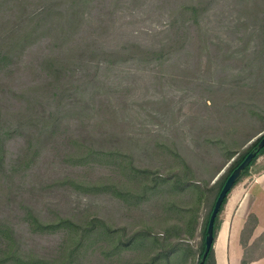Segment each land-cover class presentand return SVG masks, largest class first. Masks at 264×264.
<instances>
[{
    "label": "rangeland",
    "instance_id": "obj_1",
    "mask_svg": "<svg viewBox=\"0 0 264 264\" xmlns=\"http://www.w3.org/2000/svg\"><path fill=\"white\" fill-rule=\"evenodd\" d=\"M54 1L64 9L73 0ZM26 3L30 4L29 12L39 11L46 2L26 0ZM77 3L82 25L75 40H83L96 49L111 52L139 46L156 50L184 38L163 62L102 63L85 98L93 106L87 120L88 131L97 138H124L131 145L138 165L170 175L168 161L175 157L184 159L192 168V177L200 180L203 188L214 172L203 173L201 165L222 169L208 185L210 191L197 213V227L185 241L189 246L179 263L199 264L206 222L222 177L234 159L264 135V118L250 110L264 106V79L259 75L260 71L264 73V54H257L264 49V0H77ZM197 5L199 11L192 12L190 9ZM186 9L189 10L185 12ZM32 59L33 55L26 62ZM95 71L92 68L90 74ZM254 83L258 89L250 92L254 107L239 105L242 90ZM235 91L240 92L235 95ZM218 141L221 144L217 147ZM236 141L239 153L228 163L220 147L226 144L234 148ZM10 150L16 152V144H11ZM162 150L168 152H159ZM110 170L104 165L84 171L64 166L46 155L28 172L23 183L18 182L22 187L15 190L18 198L12 202L14 206L4 197L0 218L13 224L21 235L24 253L43 257L54 255L62 234L30 233L14 210L20 197L31 198L43 220L52 218L56 212L97 218L107 229L121 235L124 227L130 235L151 223L158 234L157 231L176 225L175 219L166 224L158 220L164 216L159 198L145 202L139 209H128L110 195L89 194V190H40L43 182L49 184L50 180L75 173L91 184L107 182ZM257 186L264 193V155L229 195L218 232L239 195ZM259 200L258 206H264V196ZM258 222L254 211L251 212L245 236L248 241L257 233ZM174 231L177 232L176 228ZM254 240L246 249L249 259L264 255V232ZM105 246L103 242L98 251L89 252L85 264H118L119 260L112 262L110 255L103 253Z\"/></svg>",
    "mask_w": 264,
    "mask_h": 264
},
{
    "label": "trees",
    "instance_id": "obj_2",
    "mask_svg": "<svg viewBox=\"0 0 264 264\" xmlns=\"http://www.w3.org/2000/svg\"><path fill=\"white\" fill-rule=\"evenodd\" d=\"M45 2L39 11L28 12L30 4L26 0H0V193L3 195L0 210L4 197L13 205L12 202L18 198L15 190L22 187L18 182L23 183L28 172L44 156L51 155L64 166H74L84 171L106 165L111 168L112 174L106 179L107 182L91 184L80 173H75L50 180L49 184L43 182L40 190H89V194L110 195L128 209H139L145 202L159 198V208L164 216L158 220L166 224L175 219L177 223L163 232L157 231L158 234L150 226L151 223L130 235L124 227L120 230L123 232L121 235L116 230L107 229L97 218H79L77 215L56 212L52 218L43 220L33 200L20 197L14 210L30 233H60L61 242L54 255L43 257L24 253L21 235L13 224L0 218V264H85L88 253L98 251L103 242L106 243L103 253L110 255L112 262L119 260L118 264H122V261L126 264H179L189 246L185 241L189 240V235L197 227V213L206 193L210 191L208 185L222 169L201 165L203 173L214 172L211 180H205L206 187L203 188L200 180L195 181L192 177V168L184 159L175 157L172 162L168 161L170 175L138 165L131 145L124 138H97L88 131L87 120L93 106L86 102L85 95L89 85L95 83L102 63L163 62L184 38L172 40L171 45L156 50L139 46L111 52L96 49L83 40H75L82 25L77 0L64 9L54 0ZM190 10L198 12V5ZM257 54H264V49ZM32 55V61L26 62V58ZM92 68L96 70L94 75L90 74ZM79 72H83V76H79ZM259 75L264 79L262 71ZM251 90L258 91L255 83L242 90L239 105L254 107ZM240 91H235V95ZM250 110L264 118V106ZM261 138L236 159L240 148L238 141L234 142V148L226 144L220 147L226 162L234 161L222 177L216 200L228 177L250 152L257 149ZM11 144L17 146L14 153H11ZM220 144L218 141L215 145L218 147ZM154 153L157 154L156 151ZM263 155L264 149L241 174L235 187ZM228 199L229 196L216 219L215 238L219 233L220 215ZM214 205L206 222L199 264L205 251L207 227ZM247 231L246 224L242 234L245 249L249 242L245 238ZM174 235L177 239H173ZM250 261L246 251L243 264ZM205 264H217L214 248Z\"/></svg>",
    "mask_w": 264,
    "mask_h": 264
},
{
    "label": "crops",
    "instance_id": "obj_3",
    "mask_svg": "<svg viewBox=\"0 0 264 264\" xmlns=\"http://www.w3.org/2000/svg\"><path fill=\"white\" fill-rule=\"evenodd\" d=\"M263 196L264 193L257 186L240 194L236 199L233 211L227 215L215 241L214 250L217 264H243L246 249L242 245V234L251 212L254 211L259 222L257 233L254 235L255 237L250 238L248 246L264 232V206H258L257 203ZM248 264H264V255L251 258Z\"/></svg>",
    "mask_w": 264,
    "mask_h": 264
},
{
    "label": "water",
    "instance_id": "obj_4",
    "mask_svg": "<svg viewBox=\"0 0 264 264\" xmlns=\"http://www.w3.org/2000/svg\"><path fill=\"white\" fill-rule=\"evenodd\" d=\"M264 149V135H262V138L257 146V149L250 152L248 156L244 159V161L231 173V175L226 180L217 200L214 205L208 227H207V233L205 238V251L201 260L200 264H205L206 260L215 245V224L216 219L220 213V210L222 208V205L225 201V199L229 196V193L233 190V188L236 185V182L241 177V174L252 164L254 159L257 157L260 151Z\"/></svg>",
    "mask_w": 264,
    "mask_h": 264
}]
</instances>
